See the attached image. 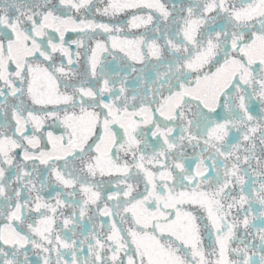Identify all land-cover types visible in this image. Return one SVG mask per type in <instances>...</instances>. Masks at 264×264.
Masks as SVG:
<instances>
[{"label": "snow or ice", "instance_id": "snow-or-ice-1", "mask_svg": "<svg viewBox=\"0 0 264 264\" xmlns=\"http://www.w3.org/2000/svg\"><path fill=\"white\" fill-rule=\"evenodd\" d=\"M0 264H264V0H0Z\"/></svg>", "mask_w": 264, "mask_h": 264}]
</instances>
